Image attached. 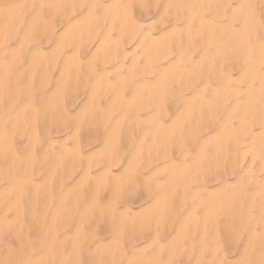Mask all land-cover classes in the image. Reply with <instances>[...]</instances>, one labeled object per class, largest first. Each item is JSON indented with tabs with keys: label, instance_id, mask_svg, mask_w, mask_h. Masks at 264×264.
Here are the masks:
<instances>
[{
	"label": "rangeland",
	"instance_id": "374dc122",
	"mask_svg": "<svg viewBox=\"0 0 264 264\" xmlns=\"http://www.w3.org/2000/svg\"><path fill=\"white\" fill-rule=\"evenodd\" d=\"M248 1L0 0V264H264Z\"/></svg>",
	"mask_w": 264,
	"mask_h": 264
},
{
	"label": "bare ground",
	"instance_id": "6f19581e",
	"mask_svg": "<svg viewBox=\"0 0 264 264\" xmlns=\"http://www.w3.org/2000/svg\"><path fill=\"white\" fill-rule=\"evenodd\" d=\"M201 1H202V0H201ZM249 1H250V0H249ZM249 1H248V2H249ZM207 2H208V1H206V3H207ZM214 2H215V1H214ZM244 2H245V1H244ZM208 3H209V2H208ZM210 3H211V2H210ZM242 3H243V1H242ZM189 4H190V3H189ZM238 4H240V3H238ZM197 5H198V4H197ZM244 5H245V4H244ZM231 6H232V5H231ZM231 6H230V7H231ZM234 6H235V5H233V7H232V10H233V11L237 9V8L234 9ZM236 6H237V5H236ZM168 7H169V6H167V8H168ZM237 7L240 8L239 6H237ZM169 8H170V7H169ZM169 8H168V9H169ZM248 8H249V7H248ZM241 9H243V8H241ZM169 10H170V9H169ZM171 10H172V9H171ZM183 10H184V8H183ZM232 10H231V11H232ZM243 10H244V9H243ZM250 10H251V9H250ZM162 11H163V10H162ZM191 11H193V10H191ZM206 11H207V10H206ZM247 11H248V9H247ZM194 12H195V11H194ZM216 12H217V11H216ZM242 12H243V11H242ZM164 13H166V12H164ZM164 13H163V14H164ZM178 13H179V11H178ZM184 13H185V12H184ZM189 13H191V12L189 11ZM200 13H201V12H200ZM231 13H232V12H231ZM245 13H246V11H245ZM235 14H236V13H235ZM246 14H247V13H246ZM248 14H249V13H248ZM164 15H165V14H164ZM185 15H186V14H185ZM188 15H189V14H188ZM200 15H201V14H200ZM161 16H162V15H161ZM211 16H212V13H211ZM244 16H245V14H244ZM187 17L190 18V19L187 18L186 21H190V20H191V16L189 15V16H187ZM195 17H196V16H195ZM197 17H198V16H197ZM233 17H234V14H233ZM160 18H161V17H160ZM214 18H215V17H214ZM248 18H249V17H248ZM202 19H203V17H202ZM229 19H230V18H229ZM245 19H246V17H245ZM196 20H197V19H196ZM198 20H199V19H198ZM216 20H217V19H216ZM222 20H223V19H222ZM182 21H183V20H182ZM192 21H193V20H192ZM219 21H220V20H219ZM236 21H237V20H236ZM241 21H242V20H241ZM243 21H244V20H243ZM247 21H249V19H247ZM251 21H252V19H251ZM175 22H176V21H175ZM199 22H200V21H199ZM199 22H198L197 27H199ZM203 22H204V21H203ZM203 22H202V23H203ZM244 22H245V21H244ZM185 23H186V22H185ZM190 23H191V22H190ZM208 23H209V22H208ZM236 23H237V22H236ZM188 24H189V22H188ZM188 24L186 23V25H185V24H184V25H185V26H188ZM262 24H263V23H262ZM213 25H214V24H213ZM241 25H243V24H241ZM195 26H196V25H195ZM254 26H255V25H254ZM263 26H264V25H263ZM161 27H162V26H161ZM170 27H171V26H170ZM209 27H210V26H209ZM234 27H235V26H234ZM241 27H242V26H241ZM166 28H167V27H166ZM166 28H165V29H166ZM171 28H172V27H171ZM173 28H175V27H173ZM185 28H186V27H185ZM193 28H194V27H193ZM235 28H236V27H235ZM251 28H252V27H251ZM169 29H170V28H169ZM175 29H176V28H175ZM177 29H178V28H177ZM177 29H176V30H177ZM196 29H197V28H196ZM244 29H245V28H244ZM157 30H158V29H157ZM171 30H172V29H171ZM171 30H170V31H171ZM184 30L186 31L187 28L184 29ZM240 30H241V29H240ZM193 31H194V30H193ZM236 31H237V30H236ZM187 32H188V30H187ZM195 32H196V31H195ZM218 32H219V31H218ZM244 32H246V31H244ZM146 33H148V32H146ZM167 33H168V31H167ZM172 33H173V31H172L171 33L169 32V34H172ZM174 33H175V31H174ZM183 33H184V32H183ZM193 33H194V32H193ZM240 33H241V32H240ZM250 33H252V32H250ZM186 34H187V33H186ZM241 34H242V33H241ZM145 35H146V34H145ZM145 35H143V37H144ZM167 35H168V34H167ZM173 35H174V34H173ZM188 35L191 36V34H187V36H188ZM193 35H194V34H193ZM195 35H196V34H195ZM197 35H198V34H197ZM248 35H249V34H248ZM152 36H153V35H152ZM162 36H163V35H162ZM184 36H185V35H184ZM246 36H247V35H246ZM164 37H165V36H164ZM196 37H197V36H196ZM262 37H263V35H262ZM149 38H150V37H149ZM175 38H176V37H175ZM241 38H242V37H241ZM260 38H261V37H260ZM143 39H144V38H143ZM153 39H154V36H153ZM153 39L151 38V40H153ZM156 39H157V38H156ZM161 39H162V38H161ZM183 39H184V38H183ZM187 39H188V38H187ZM195 39H196V38H195ZM148 40H149V39H148ZM151 40H149V42H150ZM157 40H158V39H157ZM188 40H189V39H188ZM230 40H231V39H230ZM186 41H187V40H185V43H186ZM242 41H243V40H242ZM132 42H133V41H132ZM132 42H131V43H132ZM188 43H189V42H188ZM188 43H187V44H188ZM244 43H245V42H244ZM245 45H246V44H245ZM262 46H263V45H262ZM139 47H140V45H139ZM176 47H177V46H176ZM183 47H186V46L184 45ZM244 47H245V46H244ZM258 47H259V46H258ZM137 48H138V47H137ZM133 49H134V48H133ZM219 49H220V48H219ZM257 49H258V48H257ZM171 50H172V49H171ZM197 50H198V48H197ZM200 50H201V49H200ZM210 50H211V49H210ZM135 51H136V50H135ZM135 51H134V52H135ZM184 51H186V50H184ZM203 51H204V50H203ZM211 51H212V50H211ZM214 51H215V50H214ZM214 51H212V52H214ZM215 53H216V52H214V54H215ZM217 54H218V53H217ZM238 54H239V52H238ZM252 54H253V53H252ZM247 55H248V53H247ZM216 56H217V55H216ZM206 57H207V56H206ZM208 57H209V56H208ZM211 57H212V56H211ZM167 58H168V56H167ZM197 58H198V57H197ZM199 58H201V57L199 56ZM245 58H246V57H245ZM195 59H196V58H195ZM201 59H202V58H201ZM235 59H236V58H235ZM248 59H249V58H248ZM163 60H164V59H163ZM186 60H187V59H186ZM215 60H216V59H215ZM246 60H247V59H246ZM259 60H260V59H259ZM165 61H166V59H165ZM195 61H197V59H196ZM244 61H245V60H244ZM250 61H251V60H250ZM260 61H261V60H260ZM260 61H259V62H260ZM201 62H202V61H201ZM181 63H182V62H181ZM194 63H195V62H193V64H194ZM246 64H247V63H246ZM246 64H245V65H246ZM260 64H261V63H260ZM172 65H173V64H172ZM258 65H259V63H258ZM182 66H183V65H182ZM189 66H190V65H189ZM193 66H194V65H193ZM193 66H191V67L193 68ZM236 66H237V65H236ZM261 66H262V65H261ZM263 66H264V65H263ZM174 67H175V66H174ZM222 67H223V66H222ZM224 67H225V66H224ZM238 67H239V66H238ZM257 67H258V66H257ZM251 68H252V67H251ZM171 69H172V68H171ZM183 69H185V67H184ZM261 69H262V68H261ZM187 70H189V69H188V66H187ZM222 70H223V69H222ZM224 70H225V69H224ZM253 70H254V69H253ZM173 71H174V70H173ZM238 71H239V69H238ZM248 71H249V69H248ZM179 72H180V71H179ZM182 72H183V71H182ZM186 72H187V71H186ZM236 72H237V71H236ZM168 73L171 74V72H168ZM237 73H238V72H237ZM247 73H248V72H247ZM140 74H141V73H140ZM178 74H179V73H178ZM191 74H192V73H191ZM146 75H147V74H146ZM214 75H215V74H214ZM238 75H239V74H238ZM255 75H257L256 72H254L253 75L248 79L246 89H250V88L252 87V84H253L252 82L256 79V78H254ZM261 75H263V74L261 73ZM162 76H163V73H162ZM215 76H216V75H215ZM235 76H237V75H235ZM259 76H260V75H259ZM241 78H242V77H241ZM162 79H163V78H162ZM227 79H228V78H227ZM230 79H231V78H230ZM233 79H235V78L233 77ZM236 79H237V78H236ZM159 80H160V79H159ZM204 80H206V78H205ZM231 80H232V79H231ZM257 80H258V78H257ZM261 80H262V79H261ZM261 80H260V82H261ZM135 81H136V80H135ZM239 81H240V80H239ZM202 82H203V78H202ZM213 82H216V81H214V79H213ZM217 82H218V81H217ZM217 82H216V83H217ZM226 82H227V81H226ZM245 82H246V81H245ZM231 83H232V82H231ZM231 83H230V84H231ZM235 83H236V82H235ZM235 83H233V84H235ZM261 83L263 84V81H262ZM199 84H200V83H199ZM203 84H204V83H203ZM207 84H208V83H207ZM224 84H225V83H224ZM237 84H238V83H237ZM240 84H241V83H240ZM242 84H244V83L242 82ZM256 84H257V83H256ZM226 85H227V84H226ZM193 86H194V85H193ZM195 86H196V85H195ZM197 86H198V85H197ZM205 86H206V85H205ZM221 86H222V85H221ZM230 86H231V85H230ZM235 86H236V85H235ZM253 86H254V85H253ZM257 86H258V87H261L260 85H257ZM207 87H208V86H207ZM212 87H213V86H212ZM240 87H241V86H240ZM242 87H243V86H242ZM201 88H202V87H200L199 89L201 90ZM204 88H205V87H204ZM218 88H219V87H218ZM220 88H221V87H220ZM220 88H219V89H220ZM228 88H229V87H228ZM228 88H227V89H228ZM195 89H196V88H195ZM232 89H233V88H232ZM252 89H253V88H252ZM203 90H204V89H203ZM228 90H230V89H228ZM228 90H227V91H228ZM233 90H234V89H233ZM258 90H259V89H258ZM194 91H195V90H194ZM212 91H215V90H212ZM224 91H225V90H224ZM240 91H242V90H240ZM261 91H262V89L260 90V92H261ZM203 92H204V91H203ZM229 92H230V91H229ZM231 92H232V91H231ZM237 92H238V91H237ZM245 92H247V91H245ZM250 92H251V91H250ZM260 92H259V93H260ZM262 92H264V91H262ZM201 93H202V92H201ZM212 93H215V92H212ZM218 93H219V92H218ZM218 93H217V94H218ZM232 93H233V92H232ZM242 93H243V92H242ZM257 93H258V92H257ZM257 93H256V94H257ZM221 94H222V93H220V95H221ZM244 94H245V93H244ZM247 94H248V93H247ZM194 95H195V93H194ZM210 95H211V94H210ZM250 95H251V93H250ZM197 96H198V95H197ZM215 96H216V95H215ZM218 96H219V95H217V97H218ZM221 96H222V95H221ZM237 96H238V95H237ZM242 96H243V94H242ZM247 96H249V95H247ZM252 96H253V95H252ZM255 96H256V95H255ZM167 97H168V96H167ZM211 97H212V95H211ZM211 97H210V98H211ZM213 97H214V96H213ZM239 97H240V96H239ZM200 98H201V97H200ZM208 98H209V97H208ZM263 98H264V97H263ZM189 99H190V98H189ZM191 99H192V96H191ZM218 99H219V98H218ZM224 99H225V96H224ZM230 99H231V96H230ZM202 100L204 101L205 98H204V99L202 98ZM212 100H213V99H212ZM216 100H217V99H216ZM242 100H243V99H242ZM260 100H261V98H260ZM199 101H200V100H199ZM210 101H211V100H210ZM236 101H237V100H236ZM196 102H197V101H196ZM205 102H206V101H205ZM226 102L228 103L229 100L226 101ZM226 102H225V103H226ZM237 102H238V101H237ZM244 102H245V101H244ZM252 102H253V101H252ZM261 102H262V101H261ZM164 103H165V102H164ZM197 103H198V102H197ZM215 103H216V102H215ZM234 103H235V102H234ZM234 103H233V104H234ZM238 103H239V102H238ZM238 103H237V104H238ZM167 104H168V103H167ZM188 105H190V104H188ZM188 105H187V107H188ZM197 105H198V104H197ZM204 105H205V103H204ZM234 105H235V104H234ZM263 105H264V104H263ZM223 106H224V105H223ZM225 106H226V105H225ZM225 106H224V107H225ZM229 106H230V105H229ZM237 106H238V105H237ZM190 107H191V106H190ZM224 107H222V108H224ZM231 107H232V104H231ZM233 107H234V106H233ZM233 107H232L231 109H233ZM247 107H248V106H247ZM247 107H246V108H247ZM229 108H230V107H229ZM229 108H228V109H229ZM236 108H237V107H236ZM236 108H235V110H236ZM176 109H177V108H176ZM185 109H187V108L185 107ZM185 109H184V110H185ZM188 109H189V108H188ZM191 109H192V108H191ZM207 109H208V108H207ZM226 109H227V108H226ZM244 109H245V108H244ZM244 109H243V110H244ZM238 110H240V109H238ZM243 110H242V111H243ZM245 110H246V109H245ZM224 111H225V109H224ZM185 112L187 113L186 110H185ZM197 112H198V111H197ZM222 112H223V111H222ZM232 112H233V110H232ZM237 112H238V111H236V113H237ZM248 112H250V111H248ZM188 113H189V112H188ZM193 113H194V112H193ZM213 113H214V112H213ZM191 114H192V113H191ZM256 114H257V113H256ZM188 115H189V114H188ZM221 115H222V114H221ZM253 115H254V114H253ZM184 116H185V115H184ZM205 116H206V115H205ZM231 116H232V115H231ZM223 117H224V116H223ZM223 117H222V118H223ZM255 117H256V115H255ZM229 118H230V117H229ZM220 120H221V119H220ZM222 120H224V119H222ZM229 120H230V119H229ZM253 120H254V119H253ZM253 120H252V122H253ZM185 121H187V120H185ZM207 121H208V120H207ZM216 121H217V120H216ZM235 121H236V120H235ZM242 121H243V120H242ZM242 121H241V122H242ZM223 122H224V121H223ZM238 123H239V122H238ZM244 123H245V122H244ZM247 123H250V121L247 122ZM254 123H255V122H254ZM169 124H170V122H169ZM169 124H168V126H169ZM172 124H173V123H172ZM213 124H214V123H213ZM229 124H232V123H229ZM199 125H200V124H199ZM215 125H216V124H215ZM219 125H220V124H219ZM224 125H225V124H224ZM227 125H228V124H227ZM242 125H243V127H245L246 124L244 125V124L242 123ZM254 125H255V124H254ZM256 125H257V124H256ZM259 125H260V124H259ZM261 125H262L263 128H264V121L261 122ZM168 126H167V127H168ZM172 126H174V124H173ZM220 126H221V125H220ZM236 126H237V125H236ZM247 126H248V124H247ZM257 126H258V125H257ZM262 126H260V127H262ZM211 127H212V126H211ZM213 127H214V125H213ZM233 127H235V126H233ZM237 127H238V126H237ZM239 127H240V125H239ZM239 127H238V128H239ZM169 128H170V127H169ZM238 128H237V129H238ZM252 128H253V126H252ZM170 129H171V128H170ZM213 129H214V128H213ZM219 129H220V128H219ZM232 129H233V128H232ZM243 129H244V128H243ZM247 129H250V128L247 127L246 130H247ZM217 130H218V128H217ZM220 130H221V129H220ZM229 130H230V129H229ZM197 131H198V130H197ZM214 131H215V130H214ZM235 131H236V133H239V132H237L236 129H235ZM248 131H249V130H248ZM263 131H264V130H263ZM220 132H223V131H220ZM220 132H219V134H220ZM226 132H227V131H226ZM257 132H258V131H257ZM259 132H260V131H259ZM214 133H215V132H214ZM227 133H228V132H227ZM227 133H226V134H227ZM216 134H217V133H216ZM246 134H247L246 137H247L248 139H247V141L245 142V144L247 143L248 147H247V150H246V149H245V150H246L247 152L243 149L245 152H242V151H241V154H242V155H243V153H244V154H245V153L248 154V152L251 154V155H248V156H250V159L248 158V159L250 160V163H249V161H248L249 166L247 165V167L249 168V167L251 166L252 162L255 160V157L258 156V155L256 154V152L254 153L253 148H251V146L249 147L250 143L252 142V140L254 139V136H256V134L254 135L252 131H251V132H248V133H247V131H246ZM259 134H260V133H259ZM212 135H213V134H212ZM227 135H228V134H227ZM227 135H226V136H227ZM230 135H231V134H230ZM234 135H235V134H234ZM190 136H191V135H190ZM237 136H238V135H237ZM241 136H243V135L241 134ZM215 137H216V136H215ZM215 137H212V138H215ZM239 137H240V136H239ZM244 137H245V136H244ZM257 137H258V136H257ZM210 138H211V137H210ZM217 138H218V137H217ZM227 138H229V137H227ZM237 138H238V137H237ZM241 138H242V137H241ZM259 138H260V137H259ZM232 139H233V138H232ZM211 140H212V139H211ZM241 140H242V139H241ZM241 140H240V141H241ZM256 140H257V139H256ZM244 141H245V140H244ZM253 142H254V141H253ZM233 144H234V143H233ZM240 144H241V143H240ZM255 144L257 145V143H255ZM262 144H263V143H262ZM185 145H186V144H185ZM235 145H236V143H235ZM237 145H238V143H237ZM242 145H243V144H242ZM258 145H260V144H258ZM228 146H229V145H228ZM238 146H239V145H238ZM235 147H237V146H235ZM235 147H234V148H235ZM242 147L245 148V146H242ZM253 147H254V146H253ZM263 148H264V147H263ZM231 149H232V147H231ZM237 149H238V147H237ZM258 149H260V148H258ZM258 149H257V150H258ZM226 150H227V149H226ZM233 150H235V149H233ZM212 151H213V150H212ZM198 152H199V151H198ZM197 154H198V153H197ZM241 154H240V156H238L237 159H239V157H242ZM247 154H246V156H245L246 159H247ZM260 154H261V153H260ZM200 155H201V152H199L198 157H199ZM167 157H168V156H167ZM224 157H225V155H224ZM257 158H259V157H257ZM169 159H170V158H169ZM169 159H168V160H169ZM248 159H247V160H248ZM263 159H264V158H263ZM231 160H232V159H231ZM240 160H241V159H240ZM244 160H245V159H244ZM244 160H242V161H244ZM260 160H261V164H262V163H263V162H262V161H263L262 158H261ZM202 161H203V160H202ZM235 161H236V160H235ZM238 162H239V161H238ZM244 163H245V162H244ZM255 163H256V161L253 163V165H256ZM151 164H152V163H151ZM238 164H239V163H238ZM246 164H247V162H246ZM261 164H260V165L257 164V165L260 166V168L262 169L263 166L261 167ZM156 168H157V167H156ZM161 168H162V167H161ZM242 168H243V167H242ZM248 168H246V169H248ZM250 168H251V167H250ZM250 168H249V173H250V171H251ZM258 168H259V167H258ZM237 169H238V167H237ZM246 169H245V170H246ZM154 170H155V169H154ZM212 170H213V169H212ZM238 170H240V169H238ZM261 171H262V170H261ZM255 172H257V171L255 170ZM259 172H260V171H259ZM262 172H263V171H262ZM208 173H209V172H208ZM237 173H238V171H237ZM241 174H242V173H241ZM253 174H254V173H253ZM255 174H256V173H255ZM259 174H260V173H259ZM210 175H211V174H210ZM221 175H222V174H221ZM238 175H239V174H238ZM244 175H245V174H243V176H244ZM260 175H261V174H260ZM263 175H264V174H263ZM248 176H250V175H248ZM235 178H237V177H235ZM242 178H245V180L248 179L247 177H242ZM252 178H253V176H252ZM257 178L259 179V177H257ZM262 178H263V177H262ZM254 179H255V178H254ZM263 179H264V178H263ZM209 180H210V179H209ZM235 180H236V179H235ZM248 180H249V179H248ZM259 181H260V180H259ZM262 181L264 182V180H262ZM227 182H228V181H227ZM239 182H240V181H239ZM239 182H238V183H239ZM244 182H245V181H244ZM244 182H243V183H244ZM255 182H256V181H255ZM200 183H201V182H200ZM233 183H234V182H233ZM235 183H236V182H235ZM245 183H246V182H245ZM252 183H253V182H252ZM248 184H250V183H248ZM254 184H255V183H254ZM256 184L258 185V183H256ZM261 184H262V183H261ZM220 185H221V184H220ZM223 185H224V184H223ZM233 185H234V184H233ZM224 186H225V185H224ZM226 186H227V185H226ZM236 186H237V185H235V187H236ZM239 186H241V183L239 184ZM243 186H244V184H243ZM251 186H253V184H252ZM246 187H247V185H246ZM258 187L260 188L261 186L258 185ZM239 188H240V187H239ZM252 188H253V187H252ZM240 189H241V188H240ZM262 189H263V188H262ZM230 190H231V189H230ZM186 191H187V190H186ZM239 192H240V191H239ZM250 192H251V191H250ZM254 192H256V190H254ZM186 193H187V192H186ZM229 193H230V192H229ZM235 193H237V192H235ZM258 193H259V191H258ZM258 193H257V194H258ZM262 193L264 194V191H263ZM225 194H227V192H226ZM240 194H242V193H240ZM257 194H256V196H259V195H257ZM250 195H251V194H250ZM229 196H230V195H229ZM229 196H228V197H229ZM248 196H249V195H248ZM252 197H255V196H254V195L251 196V199H252ZM259 197H260V196H259ZM263 197H264V196H263ZM255 198H256V197H255ZM255 198H254V199H255ZM221 199H222V198H221ZM245 199H246V198H245ZM248 199H249V198H248ZM251 199H250V200H251ZM258 199H259V198H258ZM229 200H230V199H229ZM260 200H262V199H260ZM221 201H222V200H221ZM255 201H256V200H255ZM263 201H264V200H263ZM248 202H249V201H248ZM250 202H251V201H250ZM258 203L260 204L259 200H258ZM253 205H254V204H253ZM257 206H258V205H257ZM263 206H264V204H263ZM209 207H210V206H209ZM250 208H251V206H250ZM250 208H249V209H250ZM252 208H253V207H252ZM251 210H252V209H251ZM255 210H256V209H255ZM228 211H229V209H228ZM237 211H238V210H237ZM237 211H236V212H237ZM258 211H259V210H257V212H258ZM239 212H240V211H239ZM248 213H250V212H248ZM253 213H254V212H253ZM259 213H260V211H259ZM220 214H221V213H220ZM263 214H264V213H263ZM257 215H258V214H257ZM259 215H261V214H259ZM231 217H232V216H231ZM251 217H252V216H250V218H251ZM256 217H257V216H256ZM250 218H249V219H250ZM253 218H255V217L253 216ZM253 218H252V219H253ZM232 219H233V218H232ZM246 219H247V218H246ZM182 220H183V219H182ZM236 220H237V219H236ZM255 220H257V218H255ZM259 220L261 221V219H259ZM232 221H233V220H232ZM246 221H248V220H246ZM246 221H244V222H246ZM249 221H252V220L250 219ZM249 221L246 222V223H249ZM260 221H259V222H260ZM234 223H235V222H234ZM250 223L252 224V222H250ZM250 223H249V224H250ZM256 223H257V222H256ZM253 224H254V223H253ZM258 224H259V223H258ZM261 224H262V223H261ZM261 224H260V225H261ZM255 225H256V224H255ZM255 225H254V226H255ZM258 226H259V225H258ZM259 227H260V226H259ZM261 227H263V226H261ZM247 228H248V226H247ZM248 230H249V229H248ZM263 230H264V229H263ZM263 230L261 231V235H263V234H262ZM257 231L260 232V230H256V234H257ZM259 232H258L257 236H259ZM250 233H251V231H250ZM253 233L255 234V231H253L252 234H253ZM248 234H249V232L247 233V235H248ZM254 234H253V235H254ZM256 234H255V235H256ZM253 235H252V236H253ZM255 235H254V236H255ZM248 236H249V235H248ZM252 236H251L250 239L253 238ZM257 236H255V237H257ZM259 237H260V236H259ZM247 239H248V238H247ZM256 239H257V238H256ZM261 239H262V238H261ZM261 239H259V240H261ZM253 240L255 241L254 238H253ZM257 240H258V239H257ZM248 241H249V240H248ZM262 241H263V240H262ZM250 243H251V241H250ZM250 243H249V245H250ZM257 245H258V244H257ZM258 247H259V246H258ZM249 248H250V247H249ZM247 250H248V249H247ZM249 251H250V249H249ZM248 253H249V252H248ZM240 254H241V253H240ZM242 255H244V254H242ZM255 255H256V254H255ZM245 256H246V255H245ZM246 257H247V256H246ZM240 258H241V257H240Z\"/></svg>",
	"mask_w": 264,
	"mask_h": 264
}]
</instances>
